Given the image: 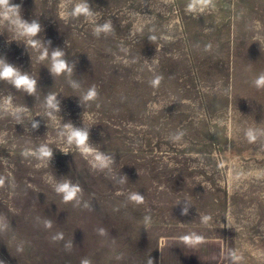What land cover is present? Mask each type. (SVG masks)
<instances>
[{
  "label": "rangeland",
  "instance_id": "obj_1",
  "mask_svg": "<svg viewBox=\"0 0 264 264\" xmlns=\"http://www.w3.org/2000/svg\"><path fill=\"white\" fill-rule=\"evenodd\" d=\"M0 61L35 81L0 78V264H264V0H8Z\"/></svg>",
  "mask_w": 264,
  "mask_h": 264
},
{
  "label": "crops",
  "instance_id": "obj_2",
  "mask_svg": "<svg viewBox=\"0 0 264 264\" xmlns=\"http://www.w3.org/2000/svg\"><path fill=\"white\" fill-rule=\"evenodd\" d=\"M225 245L216 238H169L159 247L157 264H221Z\"/></svg>",
  "mask_w": 264,
  "mask_h": 264
},
{
  "label": "clouds",
  "instance_id": "obj_3",
  "mask_svg": "<svg viewBox=\"0 0 264 264\" xmlns=\"http://www.w3.org/2000/svg\"><path fill=\"white\" fill-rule=\"evenodd\" d=\"M201 3L206 2V0H200ZM0 5H8V0H0ZM13 8H19V5H12ZM77 12L87 11V9L83 6L78 7L76 9ZM109 27L108 24H105L103 26V29L106 30ZM30 33H37L39 31V25L36 23H33L31 26L27 29ZM101 29H97V32H99ZM63 55V53L59 50H56L53 52V57L55 59L53 71L56 73L61 72L67 67L66 61L60 59V57ZM0 78L3 79H11L12 82L15 84L16 87H24L26 90L31 92L34 88L35 81L30 80L26 75L21 76L18 72V70L13 66L11 63H7L5 61H0ZM256 85L262 86L264 85V75H261L256 81ZM53 98L49 99V104L52 105ZM55 107V105H53ZM69 139H75L80 145H84L85 142L88 139V132L81 129H72ZM88 149L85 148V151ZM67 154V153H65ZM44 155L51 156L50 151H45ZM57 192H61L64 194V200L65 201H71L73 198L77 196V193L80 192V188L76 185L71 184L70 182H65L57 186L56 188ZM134 199H142V197L136 196L133 197ZM183 215L187 214L186 209H182Z\"/></svg>",
  "mask_w": 264,
  "mask_h": 264
}]
</instances>
